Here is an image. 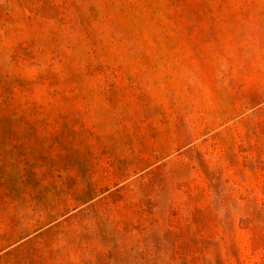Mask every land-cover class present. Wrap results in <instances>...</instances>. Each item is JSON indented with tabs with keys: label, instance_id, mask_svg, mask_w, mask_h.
Wrapping results in <instances>:
<instances>
[{
	"label": "rangeland",
	"instance_id": "obj_1",
	"mask_svg": "<svg viewBox=\"0 0 264 264\" xmlns=\"http://www.w3.org/2000/svg\"><path fill=\"white\" fill-rule=\"evenodd\" d=\"M0 264H264V0H0Z\"/></svg>",
	"mask_w": 264,
	"mask_h": 264
}]
</instances>
